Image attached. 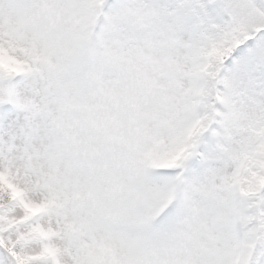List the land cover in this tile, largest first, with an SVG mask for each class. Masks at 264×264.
Wrapping results in <instances>:
<instances>
[{"label":"snow or ice","instance_id":"obj_1","mask_svg":"<svg viewBox=\"0 0 264 264\" xmlns=\"http://www.w3.org/2000/svg\"><path fill=\"white\" fill-rule=\"evenodd\" d=\"M0 264H264V0H0Z\"/></svg>","mask_w":264,"mask_h":264}]
</instances>
